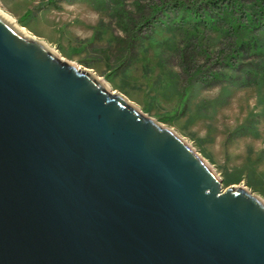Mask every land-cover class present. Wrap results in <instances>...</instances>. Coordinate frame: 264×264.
<instances>
[{"label": "water", "instance_id": "obj_1", "mask_svg": "<svg viewBox=\"0 0 264 264\" xmlns=\"http://www.w3.org/2000/svg\"><path fill=\"white\" fill-rule=\"evenodd\" d=\"M0 14V264H264V203Z\"/></svg>", "mask_w": 264, "mask_h": 264}, {"label": "rangeland", "instance_id": "obj_2", "mask_svg": "<svg viewBox=\"0 0 264 264\" xmlns=\"http://www.w3.org/2000/svg\"><path fill=\"white\" fill-rule=\"evenodd\" d=\"M205 2L0 0V11L172 131L224 191L264 202V0Z\"/></svg>", "mask_w": 264, "mask_h": 264}, {"label": "trees", "instance_id": "obj_3", "mask_svg": "<svg viewBox=\"0 0 264 264\" xmlns=\"http://www.w3.org/2000/svg\"><path fill=\"white\" fill-rule=\"evenodd\" d=\"M233 0H207V2H205V4L211 9V10H214V9H217V10H220L221 8H224L222 7V4H227L226 5V9L229 8V4L232 3ZM178 5L183 6V12L186 13L188 12L187 10V7L184 6L183 3H178ZM193 14H191L192 18L194 17V20L195 22L197 21L200 22V16L198 14H194L195 11H193V9H191ZM260 22L264 25V8L261 9V18H259ZM209 21V20H208ZM251 22H252V18H251Z\"/></svg>", "mask_w": 264, "mask_h": 264}, {"label": "bare ground", "instance_id": "obj_4", "mask_svg": "<svg viewBox=\"0 0 264 264\" xmlns=\"http://www.w3.org/2000/svg\"><path fill=\"white\" fill-rule=\"evenodd\" d=\"M0 14H2L7 20L11 21L6 15H4L1 11ZM12 22V21H11ZM14 23V22H13ZM17 26V25H16ZM18 27V26H17ZM19 28V27H18ZM20 29V28H19ZM21 32L24 33V31L22 29H20ZM264 203V202H263Z\"/></svg>", "mask_w": 264, "mask_h": 264}]
</instances>
